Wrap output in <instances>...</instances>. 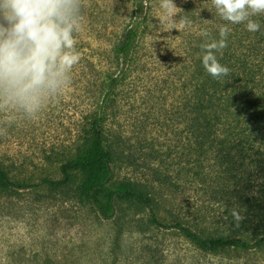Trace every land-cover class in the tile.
Listing matches in <instances>:
<instances>
[{"label":"rangeland","instance_id":"374dc122","mask_svg":"<svg viewBox=\"0 0 264 264\" xmlns=\"http://www.w3.org/2000/svg\"><path fill=\"white\" fill-rule=\"evenodd\" d=\"M78 2L79 10L68 21L73 46L61 49L43 84L28 87L27 80L0 79V163L14 180L58 179L59 164L87 147L89 121L97 116L111 78L120 76L106 128L121 140L124 160L133 163L116 161L114 179H131L149 192L164 223L178 220L216 236V220L203 215L224 211L216 194L221 181L207 167L196 178L187 175L181 118L185 67L192 60L194 80H204L199 77V70H206L202 45L218 40V28L227 22L211 0H174L191 24L165 32L159 0H144L137 46L123 67L116 64L115 46L130 22L133 0ZM262 16L252 19L261 23ZM228 26L227 47L216 53L219 62L263 68L264 26L256 32L244 24ZM64 54L79 59L62 69ZM226 57H231L229 63ZM152 149L157 158L148 155ZM209 157L206 164L215 165L213 155ZM79 181L77 175L74 186ZM255 182L253 190H264V176H256ZM223 189L229 193L230 187ZM115 204V214L105 219L72 189L0 188V264H264V246L204 254L177 230L152 224L146 208ZM256 234L247 232L244 238L252 241Z\"/></svg>","mask_w":264,"mask_h":264},{"label":"trees","instance_id":"16d2710c","mask_svg":"<svg viewBox=\"0 0 264 264\" xmlns=\"http://www.w3.org/2000/svg\"><path fill=\"white\" fill-rule=\"evenodd\" d=\"M133 2L135 8L130 22L115 46L116 64L123 67L131 61L139 37L138 22L144 0ZM260 21L264 26V16ZM230 59L226 57L228 63ZM225 66L230 69L229 74L218 79L206 70H199V77L204 78L199 84L194 80L190 60L185 67L188 78L183 82L186 90L182 99L185 114L181 121L186 134L182 156L187 175L196 178L201 175V168L207 167L210 168L209 175L216 174L221 181L216 194L223 199L224 211L215 216L203 215V218L216 220L213 223L218 229L216 236H205L178 220L164 223L155 212L149 192L131 179H114L116 161L133 163L131 159L124 160L121 140L110 136L106 128L107 108L113 103L114 89L120 77L117 75L108 83L97 116L89 121L87 147L59 164L58 179L42 177L38 183L14 180L6 166L0 163V188L72 189L79 199L93 206L105 219L115 214V202H132L149 211L152 224L177 230L204 254L225 250L246 252L264 246V190H253L256 176H264V67L252 69L242 63ZM211 154L216 164L210 166L206 163ZM148 155L157 158L153 149ZM77 175L80 181L74 186ZM224 187H230L229 193ZM201 223L205 224L203 220ZM256 231L252 241L244 238L247 232Z\"/></svg>","mask_w":264,"mask_h":264},{"label":"clouds","instance_id":"9594fccd","mask_svg":"<svg viewBox=\"0 0 264 264\" xmlns=\"http://www.w3.org/2000/svg\"><path fill=\"white\" fill-rule=\"evenodd\" d=\"M219 17L227 22L218 28L219 39L202 45V63L213 78L227 76L230 69L222 65L216 53L227 47L229 24H244L249 32L260 30L252 17L264 14V0H211ZM165 32L180 30L191 24L174 0H159ZM79 10L78 0H0V79L12 82L27 80L28 87L41 85L50 63H54L62 48H72L73 12ZM179 16V19H174ZM208 36L207 31L201 33ZM76 54L60 56L62 69L77 62Z\"/></svg>","mask_w":264,"mask_h":264}]
</instances>
